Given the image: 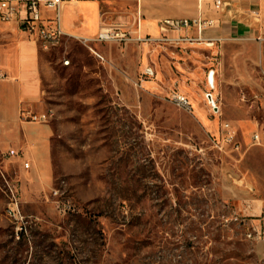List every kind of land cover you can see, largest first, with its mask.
I'll return each mask as SVG.
<instances>
[{"label": "rangeland", "instance_id": "1", "mask_svg": "<svg viewBox=\"0 0 264 264\" xmlns=\"http://www.w3.org/2000/svg\"><path fill=\"white\" fill-rule=\"evenodd\" d=\"M136 11L102 3L107 26L130 32ZM142 14L160 37L159 12L143 0ZM180 36L91 43L105 61L81 37L42 47L34 111L53 112L51 169L0 151V264H264V242L233 221L264 217V43Z\"/></svg>", "mask_w": 264, "mask_h": 264}, {"label": "crops", "instance_id": "2", "mask_svg": "<svg viewBox=\"0 0 264 264\" xmlns=\"http://www.w3.org/2000/svg\"><path fill=\"white\" fill-rule=\"evenodd\" d=\"M226 1L229 6L221 12L215 11L208 1L202 10L197 0H144V5L149 12L157 10L160 14L154 33L157 35L160 34V20L195 18L201 13L219 20L217 26L206 32V38L213 40L214 46L229 39L256 41L263 35L260 26L264 19V0ZM102 3L103 0H59V11L43 5L42 17L46 21L53 20L59 12L67 35L91 38L107 26ZM88 5L90 12L84 8ZM255 11L261 13L260 19L254 17ZM213 29L216 31L212 33ZM143 31L142 22V34ZM44 65L41 43L23 31L18 22L0 26V72L4 75L0 79V151L22 152L21 167L29 162L31 170L44 171L47 175L51 169L52 127L45 123L23 122L20 118L22 109L35 112L41 100Z\"/></svg>", "mask_w": 264, "mask_h": 264}, {"label": "built area", "instance_id": "3", "mask_svg": "<svg viewBox=\"0 0 264 264\" xmlns=\"http://www.w3.org/2000/svg\"><path fill=\"white\" fill-rule=\"evenodd\" d=\"M127 1L135 2L137 4V15H135L134 21L136 29L133 32L124 29L122 26L110 25L102 28L94 38H80L100 60L105 61L106 58L91 46V43L93 42L111 43L136 40L137 42L149 43L154 40L164 41L168 38L170 33H178L181 35L180 38L184 41L206 43L208 47L214 46L213 40L206 38V32L208 29L217 26L219 20L209 18L202 13L195 18H164L159 22L160 37L153 38L152 36H144L142 34V0ZM206 1H208L212 8L217 12L224 11L225 8L229 6V3L226 0H197L199 9L202 10L203 4ZM43 5L48 8H57L59 11V0H0V9L3 10V17H0V26L4 23L16 21L19 23L21 29L40 42L44 49L56 46L68 35L62 26L59 12L53 20L46 21L43 19L41 10ZM253 14L255 18H261V13L259 11H255ZM190 32L194 33L190 34ZM256 41L262 45L264 43V35L258 36ZM144 74L148 78H153L155 77L156 72L153 67L148 66L145 69ZM2 78H4V75L0 72V79ZM211 98L213 100L212 96ZM176 101L181 106H190V102L184 96H178ZM52 114L53 112L51 111L36 113L22 109L20 118L23 122L46 123L51 118ZM223 127L225 131V141L233 145L235 150H239L240 144L236 141V129L228 122L223 124ZM252 142L254 144H261V136L259 132H255L252 135ZM10 155L17 156L19 153L12 150L10 151ZM29 166L30 163L26 162L25 167L29 168ZM233 221L239 224L243 229V234L247 241L253 243L264 242V217L256 219L251 217L240 218L236 216L233 217Z\"/></svg>", "mask_w": 264, "mask_h": 264}, {"label": "bare ground", "instance_id": "4", "mask_svg": "<svg viewBox=\"0 0 264 264\" xmlns=\"http://www.w3.org/2000/svg\"><path fill=\"white\" fill-rule=\"evenodd\" d=\"M0 17H3V10L2 9H0ZM214 73H212V74H210V78H209V81H210V85H211V87L212 88H215V79H214ZM212 97H213V100H210V97H209V101L212 103H214V104H216L215 103V99H214V95H212V94H210ZM210 95H208V96H210Z\"/></svg>", "mask_w": 264, "mask_h": 264}, {"label": "water", "instance_id": "5", "mask_svg": "<svg viewBox=\"0 0 264 264\" xmlns=\"http://www.w3.org/2000/svg\"><path fill=\"white\" fill-rule=\"evenodd\" d=\"M209 97H210V100H212L211 95Z\"/></svg>", "mask_w": 264, "mask_h": 264}]
</instances>
